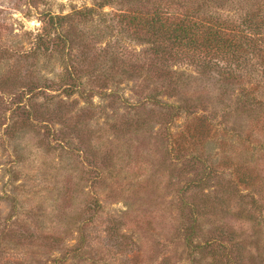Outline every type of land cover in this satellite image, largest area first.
Listing matches in <instances>:
<instances>
[{
    "label": "rangeland",
    "instance_id": "rangeland-1",
    "mask_svg": "<svg viewBox=\"0 0 264 264\" xmlns=\"http://www.w3.org/2000/svg\"><path fill=\"white\" fill-rule=\"evenodd\" d=\"M127 8L0 0V264H264V110L218 75L150 71ZM51 16L68 45L39 46Z\"/></svg>",
    "mask_w": 264,
    "mask_h": 264
},
{
    "label": "trees",
    "instance_id": "trees-1",
    "mask_svg": "<svg viewBox=\"0 0 264 264\" xmlns=\"http://www.w3.org/2000/svg\"><path fill=\"white\" fill-rule=\"evenodd\" d=\"M127 1L132 8L120 9L117 18L131 40L143 47L150 71L164 72L181 65L201 75H218L244 86L243 97L248 102L253 98L264 110V0ZM216 3L221 13L212 10ZM78 14L84 16L82 11ZM67 20L72 17L51 16V28L39 35V46L47 44L46 38L53 29L57 33L53 42L68 45L65 38L68 33L63 29ZM256 128L264 133V118ZM208 170L212 175L215 172L212 167ZM259 186L260 199L264 200V175ZM197 205L198 210L211 207L210 203ZM97 206L93 203V209ZM194 233L195 229L188 230L186 240L190 244Z\"/></svg>",
    "mask_w": 264,
    "mask_h": 264
}]
</instances>
